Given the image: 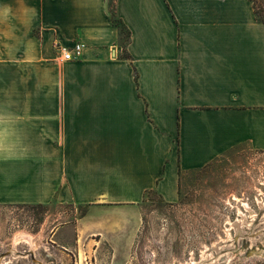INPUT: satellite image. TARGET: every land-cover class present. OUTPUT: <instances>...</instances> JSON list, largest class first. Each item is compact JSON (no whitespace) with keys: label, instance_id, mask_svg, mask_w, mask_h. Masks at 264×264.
Segmentation results:
<instances>
[{"label":"crops","instance_id":"crops-1","mask_svg":"<svg viewBox=\"0 0 264 264\" xmlns=\"http://www.w3.org/2000/svg\"><path fill=\"white\" fill-rule=\"evenodd\" d=\"M75 43L81 57L64 61L60 46ZM245 146L264 153V23L251 0H0V204L94 210L152 192L174 204L182 175ZM128 225L87 216L46 243L77 264H94L92 250L128 264Z\"/></svg>","mask_w":264,"mask_h":264},{"label":"rangeland","instance_id":"rangeland-1","mask_svg":"<svg viewBox=\"0 0 264 264\" xmlns=\"http://www.w3.org/2000/svg\"><path fill=\"white\" fill-rule=\"evenodd\" d=\"M262 4L257 2L261 20ZM122 40L124 47L126 32ZM87 216L129 224L121 229L127 253L121 261L128 264H264V153L241 147L203 170L182 175L174 204L154 192L138 206L94 210L55 201L0 204V264H77L76 257L46 241L60 223ZM22 234L32 241L16 242ZM64 238L73 240V227ZM109 247L106 242L100 249L109 253ZM96 256L92 250L91 261L100 264Z\"/></svg>","mask_w":264,"mask_h":264},{"label":"built area","instance_id":"built-area-1","mask_svg":"<svg viewBox=\"0 0 264 264\" xmlns=\"http://www.w3.org/2000/svg\"><path fill=\"white\" fill-rule=\"evenodd\" d=\"M84 45L82 43H75L72 47H62L60 46L59 50L62 52V58L64 61L69 62L74 59L81 57L82 49Z\"/></svg>","mask_w":264,"mask_h":264},{"label":"trees","instance_id":"trees-1","mask_svg":"<svg viewBox=\"0 0 264 264\" xmlns=\"http://www.w3.org/2000/svg\"><path fill=\"white\" fill-rule=\"evenodd\" d=\"M261 1H262V2H261ZM251 2L253 3V7H254V10H255V13H256V17H257V19H258L260 22H263V23H264V19H263V20L259 19V12H258V7H257V2H258L260 5L263 3L262 5L264 6V0H251ZM113 22H114V24H115L117 27L120 28V30L122 31V33H123V32H126L127 35H128V37H130L128 31L126 30L125 25L122 23V21H120L119 19H117V18L115 17L114 14H113ZM122 57H124V58H129V55L127 54L125 48H124V50H123Z\"/></svg>","mask_w":264,"mask_h":264},{"label":"bare ground","instance_id":"bare-ground-1","mask_svg":"<svg viewBox=\"0 0 264 264\" xmlns=\"http://www.w3.org/2000/svg\"><path fill=\"white\" fill-rule=\"evenodd\" d=\"M22 239H25L26 241H32V236H27L24 234L16 236V242H18Z\"/></svg>","mask_w":264,"mask_h":264}]
</instances>
